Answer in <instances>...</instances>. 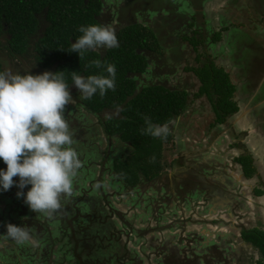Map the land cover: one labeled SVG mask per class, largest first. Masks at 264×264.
Returning a JSON list of instances; mask_svg holds the SVG:
<instances>
[{"label":"rangeland","instance_id":"rangeland-1","mask_svg":"<svg viewBox=\"0 0 264 264\" xmlns=\"http://www.w3.org/2000/svg\"><path fill=\"white\" fill-rule=\"evenodd\" d=\"M102 7V24L117 31L138 23L157 39L160 53L142 52L147 66L136 77L138 88L188 92L186 111L168 125L173 138L164 142V171L135 186L113 175L111 160L130 149L107 138L99 122L119 117V108L97 118L79 104L80 91L69 87L73 102L65 118L82 161L73 194L46 217L17 197L16 184L0 191V264H76L79 257L82 264H256L258 253L241 240L240 229L264 228V196L252 192L255 182L264 189V0H102ZM222 24L233 31L205 44L231 73L241 109L225 125L212 126L207 100L194 98L198 83L185 71L196 52L184 36L199 29L210 39ZM1 45L4 71L52 72L37 65L33 49L12 58ZM241 153L253 156L257 180L244 177L233 161ZM9 223L30 227V242L8 238Z\"/></svg>","mask_w":264,"mask_h":264},{"label":"trees","instance_id":"trees-1","mask_svg":"<svg viewBox=\"0 0 264 264\" xmlns=\"http://www.w3.org/2000/svg\"><path fill=\"white\" fill-rule=\"evenodd\" d=\"M102 8V0H0V44L2 51L12 58L33 49L37 65L41 69L50 68L53 73L65 71L66 81L74 90L76 87L71 84L70 72L84 76L106 75L108 64L116 66L114 92L109 90L104 97L97 93L87 101L76 97L84 110L97 115V118L104 110L119 108V117H101L99 123L107 138H116L121 145L130 149L125 157L111 160L112 172L128 185L135 186L141 178L150 181L161 175L165 167L162 161L164 142L173 138L171 131L166 139L142 134L144 117H150L154 124L169 125L186 111L189 96L184 89H170L164 85L138 88L136 77L147 66L146 55L142 52H159L155 35L141 24L132 23L117 30V48L103 52L89 50L81 59L78 53L70 52L71 44L82 35L78 31L80 26L102 24L99 19ZM184 39L196 52L195 64L185 67V71L191 72L198 83L194 98L204 97L207 100L213 116L212 126L225 125L240 110L236 100V84L231 73L215 62L205 44L207 40L220 42L221 32H213L209 39L207 31L196 29ZM97 60L101 61L102 67L95 66L93 62ZM0 71H4L1 57ZM233 161L240 165L244 177L251 178L256 173L254 158L250 153H241L233 157ZM6 167L0 160V168ZM252 192L257 197L264 195L261 185L253 188ZM240 236L245 244L257 251L259 259L256 264H264V229L259 225L242 227ZM81 258L76 264H82Z\"/></svg>","mask_w":264,"mask_h":264},{"label":"clouds","instance_id":"clouds-1","mask_svg":"<svg viewBox=\"0 0 264 264\" xmlns=\"http://www.w3.org/2000/svg\"><path fill=\"white\" fill-rule=\"evenodd\" d=\"M82 33L71 44L70 52L79 54L96 49L119 47L115 29L107 24L80 26ZM97 68L101 61L93 62ZM106 75L84 76L70 72L74 86L80 91L81 100H91L97 93L104 97L109 90H116V66L108 64ZM73 97L66 81L65 71H45L42 74L0 71V191L9 190L14 184L35 213L51 217L62 207V197L73 194V185L82 161L76 148L74 130L65 118V106ZM240 111V110H239ZM142 134L166 139L168 124H154L144 117ZM227 123V122H226ZM154 159V158H153ZM18 177V183L14 181ZM31 186L25 193L23 189ZM28 226L6 225V236L18 245L31 240Z\"/></svg>","mask_w":264,"mask_h":264},{"label":"crops","instance_id":"crops-1","mask_svg":"<svg viewBox=\"0 0 264 264\" xmlns=\"http://www.w3.org/2000/svg\"><path fill=\"white\" fill-rule=\"evenodd\" d=\"M193 19H195L196 22H197V17H196V16H194ZM231 24H234L233 21L231 22ZM201 25H204V23L202 22ZM230 28H231L232 31H233V28H232V27H228V26L222 24V25H221V28H220V30H219V32H221V34H222L223 31L229 30ZM215 29H216V27H215ZM214 32H215V31H214ZM216 32H217V31H216ZM187 43H189V42H187ZM193 77H194V76H193ZM236 89H237V87H236ZM240 109H241V106H240ZM241 123H242V124H246V122L243 123L242 120H241ZM263 196H264V195H263ZM261 197H262V196H261ZM81 212H82V211H81ZM78 219H79V218H78ZM240 238H241V236H240ZM241 240H242V239H241Z\"/></svg>","mask_w":264,"mask_h":264},{"label":"flooded vegetation","instance_id":"flooded-vegetation-1","mask_svg":"<svg viewBox=\"0 0 264 264\" xmlns=\"http://www.w3.org/2000/svg\"><path fill=\"white\" fill-rule=\"evenodd\" d=\"M250 46H252L251 44H249ZM245 47H243L242 49H244ZM251 50V49H250ZM104 51V50H103ZM250 54H252V52L250 51ZM250 57H252V56H250ZM264 57V56H263ZM257 175V169H256V173L251 177V178H255L256 177V180L258 179V176H256ZM251 178H249V179H251ZM258 186H260V184L258 183V182H255V184H254V187L253 188H257ZM252 188V189H253ZM255 196V195H254ZM256 197V196H255ZM258 197H260V196H258ZM261 228H263V227H261ZM264 229V228H263Z\"/></svg>","mask_w":264,"mask_h":264}]
</instances>
